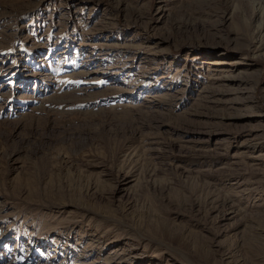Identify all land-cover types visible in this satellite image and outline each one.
<instances>
[{"label": "rangeland", "instance_id": "1", "mask_svg": "<svg viewBox=\"0 0 264 264\" xmlns=\"http://www.w3.org/2000/svg\"><path fill=\"white\" fill-rule=\"evenodd\" d=\"M0 264H264V0H0Z\"/></svg>", "mask_w": 264, "mask_h": 264}]
</instances>
